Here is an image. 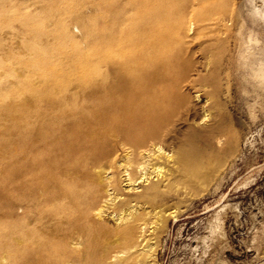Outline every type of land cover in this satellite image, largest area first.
<instances>
[{
  "label": "bare ground",
  "instance_id": "bare-ground-1",
  "mask_svg": "<svg viewBox=\"0 0 264 264\" xmlns=\"http://www.w3.org/2000/svg\"><path fill=\"white\" fill-rule=\"evenodd\" d=\"M185 1L0 4V32L22 30L15 34L21 49L0 35V264H158L173 213L157 199L199 174L194 154H166L160 133L171 107L163 66L185 26L177 8ZM29 3L39 5L37 15L14 9ZM88 4L95 13L79 40L68 24L81 23ZM212 14L206 8L197 16ZM105 64L117 67L113 75ZM119 149L125 155L116 158ZM121 163L131 181L158 179L114 204L120 223L112 227L102 221L98 195L105 169Z\"/></svg>",
  "mask_w": 264,
  "mask_h": 264
},
{
  "label": "rangeland",
  "instance_id": "rangeland-1",
  "mask_svg": "<svg viewBox=\"0 0 264 264\" xmlns=\"http://www.w3.org/2000/svg\"><path fill=\"white\" fill-rule=\"evenodd\" d=\"M26 5L14 9L25 16L39 13L38 4ZM177 8L186 23L163 66L169 76L161 83L171 107L160 133L165 153L192 152L199 174L181 179L167 200L157 199L172 208L166 215L173 213L160 234L158 264H264V0H187ZM206 8L213 9L210 17L197 16ZM82 13L81 23L68 19L79 40L95 7L85 5ZM21 32L17 26L0 35L21 49ZM107 65L102 70L113 75L117 67ZM124 155L119 149L115 157ZM120 165L105 169L98 195L102 221L112 227L120 223L114 204L130 202L158 179L131 181V168L125 172Z\"/></svg>",
  "mask_w": 264,
  "mask_h": 264
}]
</instances>
